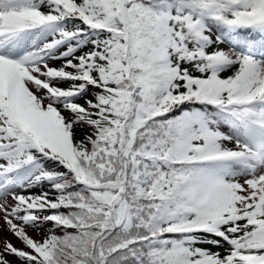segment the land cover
<instances>
[{
	"label": "snow or ice",
	"instance_id": "1",
	"mask_svg": "<svg viewBox=\"0 0 264 264\" xmlns=\"http://www.w3.org/2000/svg\"><path fill=\"white\" fill-rule=\"evenodd\" d=\"M0 264H264V0H0Z\"/></svg>",
	"mask_w": 264,
	"mask_h": 264
}]
</instances>
